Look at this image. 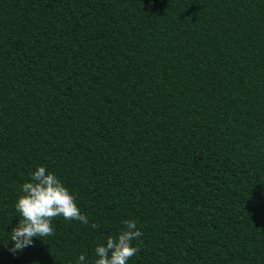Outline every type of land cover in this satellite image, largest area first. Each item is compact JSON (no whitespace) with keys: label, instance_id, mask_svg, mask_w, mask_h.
Returning <instances> with one entry per match:
<instances>
[{"label":"trees","instance_id":"1","mask_svg":"<svg viewBox=\"0 0 264 264\" xmlns=\"http://www.w3.org/2000/svg\"><path fill=\"white\" fill-rule=\"evenodd\" d=\"M39 166L89 225L13 253ZM125 220L128 264H264V0H0V264H93Z\"/></svg>","mask_w":264,"mask_h":264},{"label":"clouds","instance_id":"2","mask_svg":"<svg viewBox=\"0 0 264 264\" xmlns=\"http://www.w3.org/2000/svg\"><path fill=\"white\" fill-rule=\"evenodd\" d=\"M21 195L14 209L19 217V223L10 233L13 253L22 251L33 245V238L44 240L55 235L53 222L58 218L65 221H77L89 225L88 217L82 214L76 197L68 190L62 181L39 166L30 174V180L21 185ZM124 227L115 236H107L105 242L99 243L94 253L97 257L93 264H128L141 251L143 233L137 227L135 220L123 221ZM92 229L99 225L92 223ZM136 242L133 246V242ZM76 264H86V257L80 254Z\"/></svg>","mask_w":264,"mask_h":264}]
</instances>
